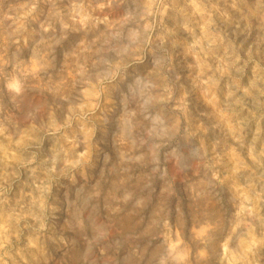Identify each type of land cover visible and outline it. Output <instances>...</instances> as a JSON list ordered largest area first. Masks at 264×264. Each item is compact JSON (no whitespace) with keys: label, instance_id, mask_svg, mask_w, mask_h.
Listing matches in <instances>:
<instances>
[{"label":"rangeland","instance_id":"1","mask_svg":"<svg viewBox=\"0 0 264 264\" xmlns=\"http://www.w3.org/2000/svg\"><path fill=\"white\" fill-rule=\"evenodd\" d=\"M0 264H264V0H0Z\"/></svg>","mask_w":264,"mask_h":264},{"label":"bare ground","instance_id":"2","mask_svg":"<svg viewBox=\"0 0 264 264\" xmlns=\"http://www.w3.org/2000/svg\"><path fill=\"white\" fill-rule=\"evenodd\" d=\"M202 253H203V251H202Z\"/></svg>","mask_w":264,"mask_h":264}]
</instances>
